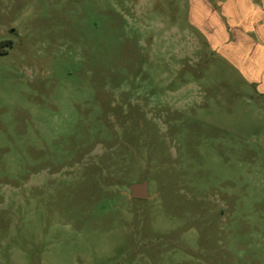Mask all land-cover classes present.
Returning <instances> with one entry per match:
<instances>
[{
	"label": "rangeland",
	"instance_id": "rangeland-1",
	"mask_svg": "<svg viewBox=\"0 0 264 264\" xmlns=\"http://www.w3.org/2000/svg\"><path fill=\"white\" fill-rule=\"evenodd\" d=\"M189 7L0 0V264H264V95Z\"/></svg>",
	"mask_w": 264,
	"mask_h": 264
},
{
	"label": "crops",
	"instance_id": "crops-1",
	"mask_svg": "<svg viewBox=\"0 0 264 264\" xmlns=\"http://www.w3.org/2000/svg\"><path fill=\"white\" fill-rule=\"evenodd\" d=\"M189 24L210 51L264 95V0H190Z\"/></svg>",
	"mask_w": 264,
	"mask_h": 264
},
{
	"label": "water",
	"instance_id": "water-1",
	"mask_svg": "<svg viewBox=\"0 0 264 264\" xmlns=\"http://www.w3.org/2000/svg\"><path fill=\"white\" fill-rule=\"evenodd\" d=\"M128 188L131 192L132 197L148 198L149 197V186L147 180L130 183Z\"/></svg>",
	"mask_w": 264,
	"mask_h": 264
}]
</instances>
